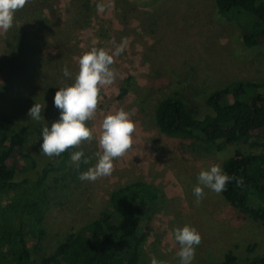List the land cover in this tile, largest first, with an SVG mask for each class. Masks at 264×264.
Masks as SVG:
<instances>
[{
  "label": "rangeland",
  "instance_id": "1",
  "mask_svg": "<svg viewBox=\"0 0 264 264\" xmlns=\"http://www.w3.org/2000/svg\"><path fill=\"white\" fill-rule=\"evenodd\" d=\"M87 1L85 10L76 0H26L15 11L14 20L22 22L19 25L27 31L35 30L30 24L34 23L36 31L44 29L50 35L43 52L52 62L48 67H34L10 77L12 83L20 77L18 81L24 86L3 94L0 90L3 122L24 131L25 150L39 165L52 160L54 156L40 153V132L46 123L50 126L59 118V110L53 107L56 76V87L71 85L83 53L96 47L111 54L122 47L111 66L117 70V77L111 85L101 87L97 109L85 121L95 138L74 145L76 151L84 153L79 167L71 161L75 170L83 172L96 163V153L102 151L96 138L106 115L123 108L135 129L130 148L114 158L110 175L96 181H81L79 175H73L58 183L53 181L55 175L49 177L48 185L54 189L49 191L41 253L53 250L66 233L80 229L108 208L115 189L141 180L164 194L145 246L147 264L153 258L164 264H179L173 229L185 225L194 227L201 237L192 264H220L228 250L239 257L240 264H249L264 253V227L241 218L219 194L207 188L199 204L192 193L198 173L213 164L221 166L234 147L205 155L167 139L155 128L153 108L160 98L177 94L196 117H202L210 113L204 100L213 90L240 82L264 83V40L246 48L241 29L216 13L214 0ZM98 4L103 5V11L97 10ZM9 33L0 29V60ZM66 66L71 78L63 76ZM2 79L0 75V84ZM126 87L127 93L118 98L121 88ZM34 103L45 106L39 121L27 115ZM252 142L258 146L240 147L251 152L263 150L264 132H254ZM84 158L88 164L83 163ZM64 183L68 187H62Z\"/></svg>",
  "mask_w": 264,
  "mask_h": 264
},
{
  "label": "trees",
  "instance_id": "2",
  "mask_svg": "<svg viewBox=\"0 0 264 264\" xmlns=\"http://www.w3.org/2000/svg\"><path fill=\"white\" fill-rule=\"evenodd\" d=\"M76 1L79 8H88L87 0ZM214 5L217 14L241 29L246 48L264 40V0H214ZM20 23L13 20L12 27L5 31L10 35L5 37L6 49L0 60L2 94L24 86L18 81L20 77L13 83L10 77L34 67H48L52 62L43 52L50 35L44 29L36 31L34 23H30L35 29L31 32ZM58 77L54 93L61 88L56 87ZM127 91V87L121 88L118 98ZM204 101L210 113L196 117L177 94L160 98L153 108L155 128L163 137L205 155L234 147L221 168L235 179L226 184L220 199L241 218L264 227V149L251 152L240 147L258 146L252 142L253 133L264 132V83L229 84L210 92ZM4 120L0 109V264H147L145 246L164 194L141 180L115 189L108 208L80 229L66 233L53 250L41 253L49 191L54 189L47 181L51 175H55L54 183L65 182L68 176L78 177L81 169L75 170L70 158L76 149L70 146L60 156L39 165L25 150L24 131L7 126ZM240 179L244 183L237 186L236 180ZM62 187L68 186L64 183ZM220 264H240V259L228 250ZM249 264H264V253Z\"/></svg>",
  "mask_w": 264,
  "mask_h": 264
},
{
  "label": "clouds",
  "instance_id": "3",
  "mask_svg": "<svg viewBox=\"0 0 264 264\" xmlns=\"http://www.w3.org/2000/svg\"><path fill=\"white\" fill-rule=\"evenodd\" d=\"M26 0H0V29L7 31L13 25L14 13L22 8ZM98 11H103V5H97ZM122 47H118L109 54L103 48L93 47L83 53L78 61L79 70L71 85L59 88L53 96V107L59 110V118L42 127L40 132V153L48 157L60 156L70 146L78 145L82 140H92V130L85 125L90 120L96 109L99 92L102 86L111 85L116 77L117 70L113 67V57L120 55ZM63 76L72 77L68 67L62 70ZM45 106L34 103L28 110V117L39 121ZM101 133L97 139L102 151L96 153V163L79 174L81 181H96L98 178L108 176L113 169L114 158L122 156L132 143L134 122L123 109L114 114L106 115L101 124ZM84 157L83 151L71 154V161L79 167V162ZM84 158L83 163L88 164ZM235 177L225 173L219 164H213L201 170L197 175V184L193 187L195 203L199 204L204 196V188L217 194L226 189V184ZM242 179L236 180V185H243ZM174 240L179 245L176 256L179 264H192L195 248L199 245L201 237L194 227L185 225L173 229ZM150 264H164L153 258Z\"/></svg>",
  "mask_w": 264,
  "mask_h": 264
}]
</instances>
